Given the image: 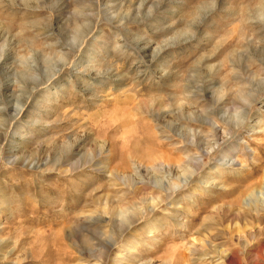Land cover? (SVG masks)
I'll return each mask as SVG.
<instances>
[{
    "label": "rangeland",
    "instance_id": "1",
    "mask_svg": "<svg viewBox=\"0 0 264 264\" xmlns=\"http://www.w3.org/2000/svg\"><path fill=\"white\" fill-rule=\"evenodd\" d=\"M0 264H264V0H0Z\"/></svg>",
    "mask_w": 264,
    "mask_h": 264
},
{
    "label": "bare ground",
    "instance_id": "2",
    "mask_svg": "<svg viewBox=\"0 0 264 264\" xmlns=\"http://www.w3.org/2000/svg\"><path fill=\"white\" fill-rule=\"evenodd\" d=\"M221 256H222L223 259H226L227 258V254L221 253Z\"/></svg>",
    "mask_w": 264,
    "mask_h": 264
}]
</instances>
